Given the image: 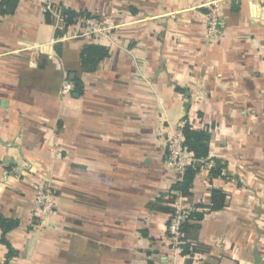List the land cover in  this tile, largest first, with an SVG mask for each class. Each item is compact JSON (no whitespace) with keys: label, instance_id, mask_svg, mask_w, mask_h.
Masks as SVG:
<instances>
[{"label":"crops","instance_id":"obj_1","mask_svg":"<svg viewBox=\"0 0 264 264\" xmlns=\"http://www.w3.org/2000/svg\"><path fill=\"white\" fill-rule=\"evenodd\" d=\"M5 1L0 214L18 226L0 225V264H264V0H18L12 12ZM216 4L222 34L209 38ZM67 9L109 32L81 35ZM90 43L110 49L94 71L80 59ZM66 79L81 93L63 95ZM187 121L210 130L224 167L213 176L195 160L182 203L204 217L173 260L172 187L184 173L166 166L167 140ZM40 182L57 202L43 226ZM213 189L227 194L223 209L202 207Z\"/></svg>","mask_w":264,"mask_h":264},{"label":"built area","instance_id":"obj_2","mask_svg":"<svg viewBox=\"0 0 264 264\" xmlns=\"http://www.w3.org/2000/svg\"><path fill=\"white\" fill-rule=\"evenodd\" d=\"M77 23L85 28L81 35L100 39L106 35L110 28L101 23L96 17H79ZM75 32L74 35H77ZM222 34L221 18L218 13V6L212 9L207 22L206 35L209 38H218ZM73 91V85L69 79L64 82L61 93L68 95ZM185 137L180 130L169 136L167 140V157L165 164L168 168L176 169L182 173L188 166L194 164L195 159L184 145ZM183 196L176 193L173 197L172 207L174 212L170 215L167 238L170 247V257L175 260L182 254L185 233L183 225L188 220L189 213L194 208H186L182 203ZM35 204L40 224L45 225L46 219L51 217L57 210V202L52 185L40 182L36 185Z\"/></svg>","mask_w":264,"mask_h":264},{"label":"trees","instance_id":"obj_3","mask_svg":"<svg viewBox=\"0 0 264 264\" xmlns=\"http://www.w3.org/2000/svg\"><path fill=\"white\" fill-rule=\"evenodd\" d=\"M18 0H6L4 2V6L12 12L15 8ZM64 22L66 26H70L76 23L79 17H91L90 14L84 12H76L71 9L64 10L63 12ZM59 49V46L57 47ZM110 54V49L102 44L98 43H90L83 47L80 53V59L83 67L86 71H94L100 61L106 58ZM83 87L81 81L79 79H75L74 81V93H81ZM185 141L184 145L188 149V151L193 155L195 160L211 162V172L213 176H219L222 174L224 165L221 163L220 159L211 156V132L209 129H195L189 121H187L182 128ZM199 169L194 164H191L187 167L184 172V176L182 181L176 183L172 187V195L175 197L176 193L182 196H188L191 194L192 186L194 184L195 178ZM226 198L227 194L220 189L212 190V201L209 206H203L204 208L208 207L212 211L223 209L226 206ZM201 207V206H200ZM174 212V208L171 206L170 215ZM204 217L203 212H197V207H194L193 210L189 213L188 220L183 225V232L185 233L184 244L182 245L183 251L182 254L188 248V230L190 227V220L197 219L202 220ZM169 224V222H168ZM0 225L6 234L11 229L18 226V222L15 220H9L3 217L0 214ZM5 243L8 241L3 238ZM10 246V245H9ZM11 255V254H10Z\"/></svg>","mask_w":264,"mask_h":264},{"label":"water","instance_id":"obj_4","mask_svg":"<svg viewBox=\"0 0 264 264\" xmlns=\"http://www.w3.org/2000/svg\"><path fill=\"white\" fill-rule=\"evenodd\" d=\"M197 165H200V161L197 163ZM258 260V259H257Z\"/></svg>","mask_w":264,"mask_h":264}]
</instances>
